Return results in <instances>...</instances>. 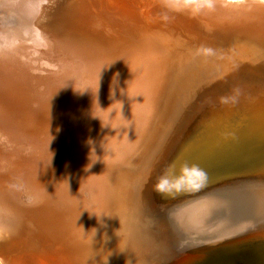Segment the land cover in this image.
Listing matches in <instances>:
<instances>
[{
    "label": "bare ground",
    "instance_id": "bare-ground-1",
    "mask_svg": "<svg viewBox=\"0 0 264 264\" xmlns=\"http://www.w3.org/2000/svg\"><path fill=\"white\" fill-rule=\"evenodd\" d=\"M11 1L13 2V4L11 3L12 5L0 8L1 53L6 48H13L14 50L19 48L18 50L20 51L21 47L27 46L25 41L34 45L38 39L36 29L33 27L36 24L34 21H37L38 15L43 10L45 13L47 9L45 6V9L40 10L42 5H44L42 0ZM25 49L29 50V48ZM85 49L87 50V48ZM79 50L80 52H84V49L79 48ZM31 52L33 53L34 51ZM19 54V56L23 55L21 51ZM24 55H27V53H24ZM33 56H31L30 60ZM2 57H0V65L11 62V59L8 60V58ZM22 58L26 60L24 57H21L20 60ZM99 59L102 60L103 57L97 60L87 59V61H89L88 64L92 67L95 65V62L99 64ZM107 61L119 66H126L128 63H131L130 68H128L129 70L125 69V71L123 68L118 70L116 67H102V64L99 65L102 67L101 71L103 70L104 80L109 81L107 83L111 87L110 90H113L116 99L122 105L120 104L116 109L111 108L104 118L106 121L100 120L102 128L95 129L94 132H88L90 134L86 133L87 136L82 135V130H80V127L75 122L67 120L69 142L67 143L66 157L67 163L70 164L74 171H62L59 180L48 181L46 179V181L38 185L29 183L30 185L28 186V176L22 177V180L25 178L24 181L19 180L21 183L19 189L23 194L29 192L28 194L31 196L33 191H36V189L40 190L38 195H34V193L32 195L33 204L35 206L39 205L40 209L43 210V214L40 216L46 220L73 221V223L79 226L91 223L93 224L95 233H101L108 238L110 237L114 240V243L117 241L119 243L118 248L122 249L121 244H125V242L137 244V249L134 252L137 253L139 251L140 255L145 254L143 248L150 251H158L168 244L178 245V243L183 248L197 250L219 244H239L240 242L262 243L264 246V79L261 78L262 76L253 75L254 77H248V72L242 73L238 71V65L229 67L227 63L225 65L221 63L220 68L217 67L215 70L211 68L209 71H205L197 66L196 70L201 76H192L188 72L187 67L184 66L185 62L178 61L170 64L174 68L173 70L178 72L180 76V78H177L180 80V85H177L179 89L178 97L173 96L176 100L175 103L178 100H182L181 108L185 111L191 105L187 101V98L194 97L196 98V102L190 107L193 108V111H196L193 114L194 122H198L201 118L204 119L206 116H209L207 122H209L210 131H216L222 127L226 130L229 129L230 133H233L235 136H233L234 140L232 139L230 142L223 141L225 145L224 149L229 153L231 148H236L230 152L234 157L243 156L244 154V165L239 167L244 169L243 171H203L205 179L198 187H183L179 191L176 190V193L173 195L174 198H172L175 200L171 199V201L163 202L158 207H155L156 204L152 203L146 209V212L141 215L134 202H130L133 192H139L138 187L134 186L130 188L129 194V188L121 180L124 177L122 178L118 173H115L117 187L113 186V178H109L112 184L107 186L108 184L104 181L101 172L112 173L117 167L115 159L120 160L124 156L122 151L126 149H130L131 151L137 146L136 136L144 129L143 123L145 117L153 119V121L159 118L157 117L158 110H156L157 103L154 94L159 90L160 86L166 83L165 81L171 80L170 76L167 75L168 71H166L168 60L162 61L154 58L150 61L149 58H136ZM134 63L143 65L135 67ZM45 65L47 64L45 63ZM18 66H20V63ZM6 67H9V64ZM44 68H47V66ZM34 69L30 71L34 72ZM54 69L57 68L54 67ZM2 71H0V88L3 90L5 103H2L0 106V124H12L17 120L20 123L22 119H25L27 114L33 113L30 107L32 103L30 88L27 85V81L23 78H15L13 75L3 74ZM19 74L17 73L15 76H19ZM23 75L25 74L23 73ZM44 76L46 77V74ZM92 81L89 82L93 84L94 82ZM101 85H103V82ZM92 87L94 86L92 85ZM104 87L107 89L106 85L103 86V89H105ZM87 88L85 89V93L83 89L84 94H87L86 90L89 89ZM174 89L177 88H172L171 91ZM190 90H192V93ZM55 93L54 96L58 94V97L62 98L59 100L63 102L69 101L71 97L76 95L74 88L58 89L55 90ZM107 93L108 95H106ZM107 93L105 95L110 96L108 91ZM79 94L78 96L81 97V94ZM33 95H35V91ZM101 95L103 94L101 93ZM95 98L96 96L91 98V100ZM96 99L100 101L99 105H101V100ZM95 101H93V104L98 103ZM41 121L39 116L36 115L35 121L32 122L33 127L35 129L40 127ZM232 121L236 122L234 127L230 126ZM136 129L139 130L137 131ZM34 132L37 131L35 130ZM91 135L96 141H93ZM213 135H215V132ZM214 137L219 139V133L218 136ZM102 139L103 141H101ZM231 142L234 144L232 145ZM110 143L114 145L111 148L114 151L112 153L109 152L111 150L109 149ZM213 143L210 144L213 145ZM120 147L122 148L120 149ZM221 147L215 146L217 148L216 151L221 150ZM152 174V171H139L136 174V180L134 179L132 184L137 181V185L140 184L145 187V182L148 181L147 183H150ZM179 174L180 171H165L160 175L159 183L162 179L172 181ZM235 179H244L247 182H243L238 187L233 186L222 192L199 193L202 190L205 191L213 188V186L232 180L235 181ZM160 192L163 193V191ZM168 192L169 190L166 188L165 193ZM179 195H184L185 197H176ZM125 199L129 204L125 203ZM125 207H130L129 213L123 221H120L121 211ZM183 207L184 209H182ZM141 208L143 212L144 209L142 206ZM149 212L152 215H149ZM155 213L158 215L155 216ZM150 216H152L151 219L149 218ZM115 220H117L119 230H131L134 232L138 228L143 233L131 234L108 230L111 221ZM75 230L82 231L87 229ZM129 245L127 244L128 247H130ZM262 250L260 253L252 251V255L246 254L240 259L242 260L239 261L240 264H264V248Z\"/></svg>",
    "mask_w": 264,
    "mask_h": 264
},
{
    "label": "water",
    "instance_id": "water-1",
    "mask_svg": "<svg viewBox=\"0 0 264 264\" xmlns=\"http://www.w3.org/2000/svg\"><path fill=\"white\" fill-rule=\"evenodd\" d=\"M42 1L47 9L38 17L39 24L35 29L46 46L52 45L46 42V38L56 40L55 43L67 40V51L90 60L101 57L103 61L136 58L168 60L166 71L171 79L174 78V84H178L180 76L170 64L178 61L185 62L184 66L192 76H201L197 66L209 71L227 63L229 67L238 65V71L248 72V77L262 76L264 79V0ZM52 33L59 36L54 37ZM76 48L84 49V52L76 51ZM177 91L179 89H174L171 94ZM195 100L194 97L187 98L193 104ZM165 101L167 103V99ZM165 101L162 105L164 109L167 108ZM235 124L232 121L230 126ZM194 130L186 144L184 141L178 149L168 171H180L184 165H196L202 171H243L244 168L239 167L244 165V154L234 157L230 152L236 148H231L229 153L224 149V140H234L235 135L229 129L222 127L216 130L219 132L210 131L209 122L199 121ZM218 133L219 139L214 137ZM215 146H222L221 150L216 151ZM122 159H115L117 167L112 173L101 172L107 186L112 184L109 178H113V186L117 187L115 173L124 177L121 179L123 182L124 179L127 182L136 180L133 175L139 171L119 169ZM139 160L137 158L134 162ZM138 165H133L132 170ZM25 172L29 176L32 171L28 168ZM21 175H18L19 179ZM3 178L2 181L9 186L8 181L14 182L15 171H4ZM136 183H126V186L129 194L130 188L138 187L139 192H133L131 198L141 215L152 203L158 207L171 201L176 193L173 188H167L168 193L165 190L161 193L157 185L148 190L146 185L143 187ZM0 195L4 197L7 194L0 192ZM13 207L8 216L0 212L1 264H240L243 256L260 253L264 248L262 243L240 242L197 250L183 248L178 243L168 244L158 251L143 248L145 254L140 255L139 251L134 252L137 244L125 242L121 244L122 249L118 248L117 241L115 244L110 237L95 233L91 223L87 224L88 227L73 221L46 220L40 216L43 210L39 205L26 201Z\"/></svg>",
    "mask_w": 264,
    "mask_h": 264
},
{
    "label": "rangeland",
    "instance_id": "rangeland-1",
    "mask_svg": "<svg viewBox=\"0 0 264 264\" xmlns=\"http://www.w3.org/2000/svg\"><path fill=\"white\" fill-rule=\"evenodd\" d=\"M11 3L13 4L11 0H0V8L10 6L12 5ZM43 9H45V4L42 5L41 11ZM43 13H44V10L42 11V13H40V15L41 14L43 15ZM36 20L38 21V17L36 18ZM37 21H34V23L36 22V24H39ZM36 24L35 26H37ZM35 26L33 25V27ZM46 30L50 31L48 29ZM37 35H38V39L36 40L34 45H32L31 43H28V41H25V43H27V46H25L24 48L22 47L20 48L21 54H23L21 56H19L20 55L19 54L20 51L18 50L19 48H17L18 51L16 49L14 50L13 48H6L5 50L2 51V53L0 52V57L3 56L2 58H6V59L8 58V60L11 59V62L5 63L7 66L9 64V67H6L4 63L0 65V67H2L0 68V71L3 70L2 71L3 74L5 73L6 75H9V76L13 75L15 78L20 77V78H23L25 81H27V85L30 88V92L32 94V103L30 104V107L33 110V113L27 114L25 116V119H22L20 123L17 120L13 122L12 124L5 122L7 125L3 124L4 126L0 124V140H1L0 142V192L7 194V195H4V197H1L0 195V212L2 211V214L4 213L5 216H8L12 213V209L14 208L13 206L15 204H19V203L22 204L25 201L29 203L30 199L32 198L33 193L34 195H38V193L40 192V190L36 189L37 192L33 191L31 196L27 192H26L27 194L26 193L23 194L20 192L19 185L21 183L19 180H22L23 176H28L26 175L27 173L25 172L27 171L28 168H29V171H32L28 176V183H27L28 186L30 185L29 183L31 184L35 183V185L42 184V182L46 181V179L48 181L50 180L52 181L55 179L59 180L61 177L62 171H69V170L74 171L72 167L70 166V164L67 163V157H66L67 156V143L69 142V138L67 136L68 128L65 129L67 126L65 122L67 120H71L75 122L80 127V130H82V135H85V136H87V134H90L88 132H91V131L94 132L95 129H101L102 126L100 125V122H101L100 120L106 121L104 119L106 116V113L109 112L111 108H115V109L118 108L119 105L121 104L120 102H118V99H116L113 90L112 89L110 90L111 87H109L107 83L109 81L104 80V75L102 72L103 70L101 71V69L104 66H108V67H116V69L118 70L123 68V70L125 71V69L129 70L128 68H130V64H131V63H128L126 66H119L114 63H110L109 61H103V59L102 60L99 59V62H98L99 64L95 62V65L90 67L91 65L88 64L89 61H87V59H83L81 56L79 55L76 56V54H73L67 51V40L66 41L58 40V42L55 43L56 40L55 41L48 40L46 38V42L52 43V45L46 46L47 44H43L42 39L39 38L38 31H37ZM52 35H54V37L59 36L57 33H52ZM25 48H29V50ZM75 50L80 52L79 48H76ZM31 51H34L33 52L34 54ZM7 52L8 54H6ZM24 53L25 54L27 53V55H24ZM65 53L67 56L64 55ZM5 54L7 57L5 56ZM33 55H37V56H33ZM31 56L34 57V58L32 57L33 59V60L31 59L32 61L30 60ZM21 57H24V59L26 60H23V58L22 60H20ZM28 59L29 61H27ZM26 62L29 63L30 68L28 66V63ZM19 63H20V66H18ZM45 63L47 65H45ZM100 64H102V67L99 66ZM118 64H121V63H118ZM134 64H135V67H138V66L141 67V65H143L139 63H134ZM21 65H22V68H21ZM46 66L47 68H44ZM25 67L28 68L29 70L26 69ZM54 67L57 69H54ZM22 69L23 70L25 69L24 70L25 72ZM32 69H34L36 72L35 71L32 72L33 71ZM21 70L25 74L23 75L24 77L22 76L23 73ZM96 70L98 73L97 72L94 73V71ZM14 72L15 74L20 73L19 76L18 75L15 76ZM91 72L92 74H90ZM100 72L102 75L100 74ZM44 74H46V77L44 76ZM61 75H62V78H61ZM94 76H95V79H94ZM30 79H32L34 82ZM145 79L147 78L145 77ZM173 80L174 78H172L171 80L165 81L166 83L160 86L159 90L154 94V98L157 103L156 110H158L157 117L159 118L153 121V119H147V117H145V120L143 123L144 129L142 132L139 133L140 135L137 134V131L139 129L138 130L136 129L137 130L136 131L137 146L133 148V150L131 151L130 149H126L122 151L124 153L123 154L124 156L122 155L123 156L122 157L123 162L121 163L122 166L119 167L121 171L122 170L123 171H157V173L152 174V177H150L149 184L147 183L148 181L145 182V185L147 186L148 190H151L153 185L159 184L160 175L164 171H168L170 163H172L177 156L178 149L182 146L184 141L186 144V141L189 140V137L194 130V125L198 123L199 121H203V122L207 121L209 117V116H206L204 119L201 118V120H199L198 122H194L193 114L196 111H193V108H190V107L194 105L195 103L194 104L191 103L190 107L188 108L189 111L182 110L181 108L182 100H178L177 103H175L176 100L174 99V97H176L179 92L174 93V94L172 93L174 96L173 97L171 96L172 95L171 89L175 87L178 89V86L180 85V80L176 79L178 84L177 83L174 84ZM89 81H92L94 83L91 84ZM102 82H103V85H101ZM95 84L97 85V87ZM104 84L107 86V89L105 87H104L105 89H103V86H105ZM92 85L95 88L94 87L91 88ZM99 85L101 88L99 87ZM108 87L110 91L108 90ZM67 88H74L76 92V95L71 97L69 101L63 102L59 100L61 97H58L59 96L58 94L54 96V94H56L55 90H58V89L65 90ZM86 88L88 89L86 90V93L88 95L84 94ZM83 89H84V93H83ZM80 90L83 94L80 92ZM34 91H35V95H33ZM96 91L99 93H97ZM107 91L109 92L110 96H106L108 95ZM79 93L81 94V97L78 96ZM101 93L103 95H101ZM95 96L96 98L101 100L102 102L101 105H99L100 101H98L96 98L92 100L93 101L96 100L95 102H98V103L93 104V101L91 100V98ZM169 97L171 98L170 101H169ZM85 98H89V99L86 100ZM4 99L5 97H4L3 90L0 88V106L2 105V103L3 104L5 103ZM166 99H167V103L165 101ZM160 100L161 102H159ZM86 101H87V104H86ZM164 101L167 107L166 109L162 107ZM112 106H115V107H112ZM174 108H177V109H174ZM36 115H38L39 119H41L42 121L39 125L40 127H37L35 129L33 127L32 122L35 121ZM35 130L37 132H34ZM145 131H147V133H145ZM11 133H12V137H11ZM18 135H20L19 138H18ZM101 141H103V139ZM12 142L15 144H13ZM109 145H110L109 149H111L114 146L111 143ZM121 148L122 147H120V149ZM109 152L112 153L114 151L113 149H111ZM137 158H140V160L138 162H134ZM132 162H133V165L139 164L137 166L138 168L136 167L135 169L132 170L133 168V165L131 166ZM4 171L6 172L11 171V173L12 171H15V179H13L14 182L8 181L9 186L6 185L4 181H2L4 180L3 178ZM16 171H18V174L16 173ZM158 171H160V173H158ZM19 174H23L21 175V179H19V176H18ZM133 176L135 177L136 174H134ZM24 179L25 178H23L22 181H24ZM127 179H130V177ZM133 180L134 179L127 182V180L124 179V182H126L127 184H130L133 182ZM243 182H247V180L244 181V179H235V181L232 180L224 184H219L205 191L202 190L199 193L204 194V193L211 192V191L222 192V191L228 190L229 188L233 186L238 187ZM132 200L133 199L131 198L130 202ZM125 203H128V201L126 202V199H125ZM129 208L125 207L122 209L121 214H120V221H123V219L126 218L127 214L129 213ZM8 209H10V211H7ZM182 209H184V207ZM156 213L154 214L155 216L158 215ZM149 215H152V213L150 214L149 212ZM112 217L114 218V216ZM151 217L152 216H150L149 218L151 219ZM108 228H109L108 230H116L122 233H131V234L143 233L141 229L138 230L137 227H136L137 231H134V232L131 230H127V231L119 230L117 220L111 221ZM0 264H1V261H0Z\"/></svg>",
    "mask_w": 264,
    "mask_h": 264
},
{
    "label": "clouds",
    "instance_id": "clouds-1",
    "mask_svg": "<svg viewBox=\"0 0 264 264\" xmlns=\"http://www.w3.org/2000/svg\"><path fill=\"white\" fill-rule=\"evenodd\" d=\"M205 179V174L196 165L189 167L184 165L180 169V174L174 178V180L169 181L167 179H162L157 185L158 191H164L166 188H173L179 191L183 187H198L199 184ZM34 201H29L33 203Z\"/></svg>",
    "mask_w": 264,
    "mask_h": 264
}]
</instances>
